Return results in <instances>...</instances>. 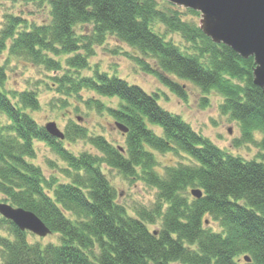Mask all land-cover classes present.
<instances>
[{
    "label": "trees",
    "instance_id": "trees-1",
    "mask_svg": "<svg viewBox=\"0 0 264 264\" xmlns=\"http://www.w3.org/2000/svg\"><path fill=\"white\" fill-rule=\"evenodd\" d=\"M24 1L47 4L49 21L27 28L10 16L1 31L0 54L7 49L8 55L54 70L60 65L47 52L72 54L66 65L84 69L93 54L92 45H101L107 34L113 35L150 58L152 64L139 57L135 60L143 72L181 99L186 98V87L177 80L199 88L206 96L203 103H208L210 92L220 95V113L239 125L235 146L254 142L264 157V87L253 83V58L213 42L198 24L183 18L180 7L163 0ZM184 12L198 14L191 9ZM87 24L92 33L76 35L75 26ZM156 25L179 34L188 46L166 40ZM5 80L0 66V114L7 120L0 126V193L7 198L3 201L36 214L61 240L43 247L29 243L27 232L0 216V228L6 227L12 237H0V264H264L262 161L220 149L180 116L163 109L155 94L124 79L98 72L75 82L63 76L58 81L71 83L74 91L85 88L120 100L117 109L107 111L128 128L125 152L101 136L88 141L107 166L157 189L158 201L166 208L158 211L162 229L150 232L144 214L131 217L114 200L97 159L87 154L75 157L23 111L38 108L37 96L18 92L15 105L3 91ZM147 124L161 129L162 136ZM255 132L261 133L259 141ZM33 139L46 142L67 163L74 171L72 183L57 184L52 192L44 187L40 170L26 161L34 156ZM152 150L180 152L196 165L167 166L160 176ZM194 187L202 191L200 198L188 197V189ZM67 212L76 219L68 218ZM208 218L218 223L219 232L207 226ZM94 248L98 254L91 256Z\"/></svg>",
    "mask_w": 264,
    "mask_h": 264
},
{
    "label": "rangeland",
    "instance_id": "rangeland-1",
    "mask_svg": "<svg viewBox=\"0 0 264 264\" xmlns=\"http://www.w3.org/2000/svg\"><path fill=\"white\" fill-rule=\"evenodd\" d=\"M179 7L185 13L183 16L185 20L199 25L200 13L192 15L184 12L188 8ZM10 16L18 18L22 21L20 26L27 28L33 24L47 23L50 18L49 8L44 2L0 0V35L1 31L6 28ZM18 29H23V27ZM155 30L164 35L166 40H171L182 48L188 46L179 34L167 32L161 25H156ZM75 33L76 35H90L92 26L90 24L76 25ZM8 45L9 41H6V48ZM92 48L93 54L88 57V66L84 69H73L66 65V58L72 54L45 52L48 58L58 62L60 68L57 70L49 69L45 64L32 62L31 59L23 56L8 55L6 49L0 54V66L4 67L6 75L2 88L15 105L18 92L24 90L33 92L37 96L38 108L36 110L22 108L23 111L40 127L48 122H55L57 128L64 134V138L58 141L75 157L87 154L97 159L99 169L109 181L114 200L123 206L127 215L131 217L136 218L137 212L144 214L143 218L146 219L144 223L150 232H160L162 221L158 217V211L164 212L166 208L165 204L158 201L157 189L147 185L138 177L124 176L118 170L107 166L101 161L103 155L88 141L90 137L101 136L112 146L125 148V135L116 128L115 120L107 111V108L117 109L121 103L120 100L116 97L98 95L85 88L74 91L71 83L58 81L63 76L75 82L82 77H93L98 72L124 79L129 84L139 86L148 94H155L158 104L163 109L180 116L193 131L208 138L220 149L234 156H241L245 160L256 159L264 163L261 150L254 142L235 146L234 140L240 136L239 125L228 115L220 113L219 105L223 99L220 95L210 92L207 94L208 103H203L202 98L206 96L199 88L190 82L177 80L179 84H184L186 87V98L181 99L163 86L155 76L143 72L135 60V57H139L152 64L150 58L141 56L138 51L113 35L107 34L103 44H94ZM6 123V117L0 114V126ZM147 127L162 136L161 129L158 127L150 124H147ZM254 138L259 141L261 133L255 132ZM32 146L34 156L27 157L26 161L40 170L44 187H51L52 192V188L57 184L72 183L74 171L54 152L51 146L37 139H33ZM151 152L155 160L154 168L160 176H163L167 166L196 165L192 159L180 152L161 153L153 150ZM190 189L187 191L188 197H192L189 193ZM5 198L0 193V201ZM66 216L71 220L76 219L74 214L69 212ZM208 222L207 226L213 231H220L217 222L210 218ZM0 237L12 238L6 227L0 228ZM27 238L30 243H38L40 246L48 243L59 244L61 240L58 234L38 237L30 232H27ZM90 254L96 256L98 249L94 248Z\"/></svg>",
    "mask_w": 264,
    "mask_h": 264
},
{
    "label": "water",
    "instance_id": "water-1",
    "mask_svg": "<svg viewBox=\"0 0 264 264\" xmlns=\"http://www.w3.org/2000/svg\"><path fill=\"white\" fill-rule=\"evenodd\" d=\"M183 8L201 13L199 28L213 42L230 47L239 56H252L253 83L264 87V0H166ZM117 127L125 132L126 127ZM51 135L63 138L54 122L45 125ZM230 132V128H228ZM192 195L199 198V189L191 190ZM0 214L11 220L20 230L45 236L49 228L31 211L14 208L10 204L0 202ZM248 261L249 258L245 257Z\"/></svg>",
    "mask_w": 264,
    "mask_h": 264
}]
</instances>
